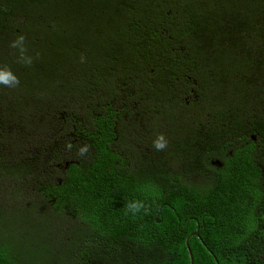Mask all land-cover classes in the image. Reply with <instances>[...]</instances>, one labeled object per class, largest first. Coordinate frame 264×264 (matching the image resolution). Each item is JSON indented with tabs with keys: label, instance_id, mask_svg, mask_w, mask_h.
Instances as JSON below:
<instances>
[{
	"label": "trees",
	"instance_id": "1",
	"mask_svg": "<svg viewBox=\"0 0 264 264\" xmlns=\"http://www.w3.org/2000/svg\"><path fill=\"white\" fill-rule=\"evenodd\" d=\"M4 67L0 185L25 192L38 165L11 162L10 131L54 108L94 157L42 178L39 212L0 207V264H264V0H0ZM172 149H192L184 170ZM55 211L78 221L64 240Z\"/></svg>",
	"mask_w": 264,
	"mask_h": 264
},
{
	"label": "rangeland",
	"instance_id": "2",
	"mask_svg": "<svg viewBox=\"0 0 264 264\" xmlns=\"http://www.w3.org/2000/svg\"><path fill=\"white\" fill-rule=\"evenodd\" d=\"M142 111L143 108L141 109L136 105L128 109L126 112L127 122L124 126L126 134L128 133L131 136V139L128 140V145L137 154L149 150L146 148L148 146L147 141L150 142V140H146L145 136L146 125L138 119ZM63 117L62 108H54L47 115V120L41 118L28 121L22 126L19 133H17V129L10 131V133H15L20 138L19 152L17 153L14 148L10 151L9 159L11 162H35L38 166L35 174L29 178L27 188L22 195L14 196L12 192L14 185L12 184L0 185V207L3 210L12 211L13 209L23 208L24 211L39 212L38 208L40 209L43 206V200H45L38 189L42 178L51 183L60 184L72 164L89 161L94 157V151L85 139L81 136H66L63 126L60 125ZM10 128L11 126H7V130ZM152 135L150 134L151 137ZM157 136L158 134H155L154 138ZM72 138L75 139L74 142L70 141ZM68 145H71V147H68ZM85 146H87V151L82 154L81 149ZM169 154L173 157V160L168 157L169 160L173 161L174 168L179 170L182 168L181 166L185 168L189 166L193 151L192 149L188 152L181 149H172ZM217 165L220 166L221 163H217ZM185 181L191 186L204 184V179L197 175L190 176L188 174L185 177ZM51 206L52 204L49 203V208ZM52 217L54 218L53 234L61 240H64L68 232L78 225V221L75 220L74 216L66 212L59 214L55 211Z\"/></svg>",
	"mask_w": 264,
	"mask_h": 264
},
{
	"label": "clouds",
	"instance_id": "3",
	"mask_svg": "<svg viewBox=\"0 0 264 264\" xmlns=\"http://www.w3.org/2000/svg\"><path fill=\"white\" fill-rule=\"evenodd\" d=\"M23 40H24V37L21 36L19 40L17 42H14L12 46L17 47L19 44H22ZM20 51H21V59L23 60L25 59L23 55L25 52V49L21 47ZM27 62L30 63L31 61L28 60ZM0 84L7 86V87H15L16 85L19 84V80L9 68L4 67L0 69ZM154 145L158 150H162L165 148L166 140L162 134L154 142ZM68 147H71V145H68ZM86 151H87V146L81 149L82 154L85 153Z\"/></svg>",
	"mask_w": 264,
	"mask_h": 264
},
{
	"label": "water",
	"instance_id": "4",
	"mask_svg": "<svg viewBox=\"0 0 264 264\" xmlns=\"http://www.w3.org/2000/svg\"><path fill=\"white\" fill-rule=\"evenodd\" d=\"M189 240H190V239L187 240V244L189 243ZM189 251H190V255H191V250H190V248H189ZM193 263H194V262H193V257H191V264H193Z\"/></svg>",
	"mask_w": 264,
	"mask_h": 264
},
{
	"label": "flooded vegetation",
	"instance_id": "5",
	"mask_svg": "<svg viewBox=\"0 0 264 264\" xmlns=\"http://www.w3.org/2000/svg\"><path fill=\"white\" fill-rule=\"evenodd\" d=\"M220 166H222V164Z\"/></svg>",
	"mask_w": 264,
	"mask_h": 264
}]
</instances>
